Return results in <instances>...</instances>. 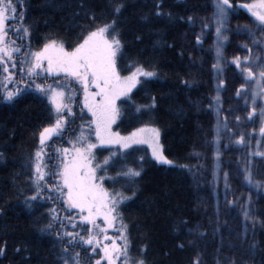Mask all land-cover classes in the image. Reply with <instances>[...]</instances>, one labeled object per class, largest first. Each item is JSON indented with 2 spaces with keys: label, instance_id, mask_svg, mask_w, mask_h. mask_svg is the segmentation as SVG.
I'll return each mask as SVG.
<instances>
[{
  "label": "trees",
  "instance_id": "obj_1",
  "mask_svg": "<svg viewBox=\"0 0 264 264\" xmlns=\"http://www.w3.org/2000/svg\"><path fill=\"white\" fill-rule=\"evenodd\" d=\"M207 1L118 0L124 5L115 17L116 30L125 45L120 61L121 74H128L123 70L129 64L140 62L156 71L158 79L133 89L131 100L120 105L114 129L128 133L134 128L155 125L159 129L163 154L172 161L170 165L156 163L148 148L141 144L134 146L127 155L121 154V162L103 173L106 177H116L122 169L141 172L138 178L122 177L114 185L106 180L104 187L109 191L115 187L132 197L122 204L120 215L127 225L129 256L143 259L144 264H191L190 231L199 223L204 225L203 215L194 210L196 197L188 173L197 168L191 150L200 145L205 123L185 99H204L205 90L202 84L188 90L181 81H188L190 77V53L182 32L188 17L199 18L208 8ZM22 2L25 18L17 27H27L29 34L12 37L23 48L19 60L26 53L39 50L49 36L62 39L66 46L74 44L88 27L89 16L95 15L99 20L113 18L112 6L117 0ZM157 12L161 15H156ZM181 51L184 55H178ZM52 82L50 77L48 83ZM76 95L74 112L77 118L70 123L63 140L55 139V147H70L67 141L79 135L81 126L90 118L86 111L84 120L79 118L83 96L82 92ZM152 97H155L154 109L137 111L151 103ZM49 108L46 100L31 94L16 104L0 103V245L7 244L5 254L0 255V264H61L64 245L55 231L60 225L54 224L52 231H42L49 223L47 213L53 203L37 201L31 207L25 204V199L33 194L29 181L30 156L36 150L39 131L49 123ZM91 140H95L94 132ZM110 147L100 146L94 150L97 162L109 155ZM55 207L60 217L66 215L59 200ZM77 231L83 234L82 229ZM113 234L114 230H110L109 235ZM211 241L212 237L204 238L207 252ZM17 248L27 251L17 254ZM71 251L79 253L80 264H95L100 259L88 245L77 246ZM206 254L204 258L210 263ZM102 264L107 263L102 261Z\"/></svg>",
  "mask_w": 264,
  "mask_h": 264
},
{
  "label": "snow or ice",
  "instance_id": "obj_2",
  "mask_svg": "<svg viewBox=\"0 0 264 264\" xmlns=\"http://www.w3.org/2000/svg\"><path fill=\"white\" fill-rule=\"evenodd\" d=\"M123 7L118 0L113 4L111 20H99L95 15L89 16L88 27L83 29L74 44L66 46L62 39L49 36L39 50L26 53L24 60H19V53L23 48L12 37H19L20 33L29 34L27 27H17L25 18L23 2L0 0V70L3 73L0 103L16 104L24 96L31 94L46 100L50 106L49 123L39 131L36 150L30 156L29 181L33 194L25 199V204L31 207L37 201L53 203L47 213L49 223L42 231H52L54 224L60 225L55 231L57 239L64 245L60 254L61 264H80L79 253L71 251L80 245L90 246L92 253L100 256L95 264H102V261L117 264L118 260L123 261V264H144L143 259L129 256L127 225L120 215V207L132 197L125 196L115 187L111 191L104 187L106 180L114 185L122 177L138 178L141 172L131 168L122 169L117 172L116 177H106L103 173L121 162V154L127 155L134 146L141 144H147L151 148V155L156 163L172 164L159 149L160 133L156 128L141 127L127 136H121L112 130L120 116V105L131 100L133 89L158 79L156 71L140 62L129 64L123 70L128 74H121L120 61L125 45L116 30L115 17ZM213 7L217 47L215 62L211 64L210 71L216 80L217 95L209 101V106H216L214 111L218 116L225 112L223 121H218L215 133L217 139L213 141L218 144L221 124L225 131L232 132L228 125L229 118H234L239 123L242 117L235 114L239 109H223L219 96V92L227 87V81L223 78L225 61L222 48L224 40L227 39L224 36L225 18L235 7L234 0L231 3L230 0H215ZM241 7L254 17V21H250L252 27L245 29L251 38L252 48L244 45L249 54L243 58L236 55L227 63L243 78L240 87L235 89V97L244 100L246 116L243 119H259V132L264 136V45L261 43L264 41V0ZM156 15L161 13L157 12ZM193 21V17H188L189 23ZM211 23L212 19L202 21L201 32L208 30ZM136 39L139 40L140 37ZM195 40L197 45L201 44V35L197 34ZM253 49H260V54L252 55ZM178 55L184 53L181 51ZM18 63L21 76L16 81L9 65L15 68ZM50 77L53 79L52 83H48ZM253 81L255 87L249 92L246 85ZM181 83L190 87L187 80H182ZM78 92H82L83 96L79 118L84 120L83 114L86 111L91 119L81 126L79 135H74L67 141L70 147H55V139L63 140L70 123H74L77 118L74 106ZM155 106V97H152L151 103L137 108V111L145 112ZM93 132L95 142L91 140ZM243 139L240 137L237 142L242 143ZM100 146L112 147L109 148V155L97 162L94 150ZM245 179L250 185L253 184L250 173L245 175ZM225 181V199L231 207L233 202L227 200V177ZM254 186L264 188V182H256ZM57 200L66 213L64 217H60L55 207ZM243 211L247 220L250 209L245 208ZM77 229H82L83 234ZM110 230H114L113 235H109ZM250 247L255 248V244ZM6 249V243L0 245V255L5 254ZM15 251L19 254L27 249L17 248ZM192 264H200L198 256L193 259ZM231 264H236V261L233 260Z\"/></svg>",
  "mask_w": 264,
  "mask_h": 264
},
{
  "label": "rangeland",
  "instance_id": "obj_3",
  "mask_svg": "<svg viewBox=\"0 0 264 264\" xmlns=\"http://www.w3.org/2000/svg\"><path fill=\"white\" fill-rule=\"evenodd\" d=\"M231 2L233 0H230ZM258 2L259 0H234L235 7L225 18L224 36L227 39L223 42L222 53L225 61L223 78L227 81V87L226 90L219 92V96L222 101L221 107L225 110L239 109L235 114L240 115L242 119L236 123L234 118H229L228 125L232 132L225 131L221 124L218 144L213 141L217 139L215 133L218 121H223L225 112H221L218 116L214 111L216 106H209V101L217 95L216 80L210 71L211 64L215 62V48L217 47L216 24L213 18L215 0L207 1L208 8L200 14L199 18L195 17L193 23L187 22L182 32V38L190 53V77L188 79L190 87L187 88L188 90L197 88V85L202 84L205 90V96L202 97L204 99L199 101L185 99L188 106L193 108L205 123L200 145L192 147L191 150V156L197 168L188 173L196 197L194 198V210L202 214L204 218V225L199 223L190 231V244L193 248L192 261L198 256L200 264H231L233 260L236 264H264V188L254 186L256 182H264V155H255L256 153L264 154V136L259 132V119L254 121L243 119L246 116L244 100H238L235 97V89L240 87L243 78L227 63L236 55L243 58L244 55L249 54L243 47L247 45L248 48H252L251 38L245 29L252 27L250 21H254V17L241 5ZM209 19H212L211 26L202 33L201 22ZM197 34L202 37V43L199 45L195 40ZM257 36L259 37V34ZM261 43L264 45V41ZM258 54H260V49H253L252 55ZM24 58L25 56H22L20 60ZM9 68L15 80L19 81L20 66L12 68L9 65ZM26 69L27 64L24 65L25 72ZM253 87H255V81L246 85L249 92ZM80 105L82 106L81 102ZM141 127L156 128L159 131L155 125ZM138 128L128 133H118L121 136H127ZM112 130L117 132L114 124ZM253 136L254 139L251 138ZM240 137L244 138L242 143L237 142ZM144 145L152 157L151 148L147 144ZM158 146L163 153L160 135ZM249 173L253 179L252 185L245 179V175ZM225 177H227V200L233 202L231 207L225 199ZM245 208L250 209V216L247 220L243 211ZM211 237V246L207 252L204 238L211 239ZM252 244H255V248L250 247ZM205 254L209 256L210 263L204 258ZM118 263L123 264V261L118 260Z\"/></svg>",
  "mask_w": 264,
  "mask_h": 264
},
{
  "label": "bare ground",
  "instance_id": "obj_4",
  "mask_svg": "<svg viewBox=\"0 0 264 264\" xmlns=\"http://www.w3.org/2000/svg\"><path fill=\"white\" fill-rule=\"evenodd\" d=\"M246 203V202H245ZM242 234H244V232L242 231Z\"/></svg>",
  "mask_w": 264,
  "mask_h": 264
}]
</instances>
